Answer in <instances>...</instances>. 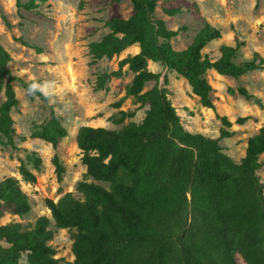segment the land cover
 <instances>
[{
    "label": "trees",
    "instance_id": "1",
    "mask_svg": "<svg viewBox=\"0 0 264 264\" xmlns=\"http://www.w3.org/2000/svg\"><path fill=\"white\" fill-rule=\"evenodd\" d=\"M51 0H17L18 10L38 12ZM123 0H115L120 4ZM133 15L105 23L108 33L89 44L91 65L112 61L138 46L137 55L118 62V69L98 74L95 88L106 89L112 79L134 75L125 97L114 107L121 109L133 98L138 110H145L140 123L131 122L119 130L85 126L79 129L76 145L86 169L76 192L57 202L46 199L51 216L34 224L10 222L0 226V264H63L50 245L55 238L51 224L67 231L72 239L71 264H264V183L258 172L264 168V127L247 143L244 158L235 162L224 153L221 141L233 138V124L221 116L214 104L213 86L207 75L214 71L240 80L264 72V57L256 52L251 60L236 63L242 42L222 45L220 57L212 60L204 50L222 39V32L206 23L193 42L176 51L173 41L186 31L169 30L156 17L159 0H130ZM169 17L180 9L165 10ZM23 46L42 50L22 42ZM11 55L0 44V148L19 152L18 143L28 139L50 144L54 151L68 137V130L50 109V119L35 125L29 137L19 136L13 112L19 108L14 88L29 83L11 74ZM149 63L184 79L204 109L215 113L222 128L217 139L188 132L170 100L168 76L150 70ZM125 68L128 70L125 71ZM148 84L154 86L145 91ZM238 93L263 109L262 100L245 88ZM32 99L48 103L40 93ZM137 110V111H138ZM136 117V111L120 112L110 121L119 126ZM253 117L239 118L245 125ZM19 175L25 184L35 185L43 160L37 152L19 159ZM57 182L62 185L66 167L56 153L52 159ZM21 181L6 177L0 181V220L6 215L27 218L33 211L30 196ZM102 184L109 185L105 188ZM62 194V187L59 188ZM190 196V199H189Z\"/></svg>",
    "mask_w": 264,
    "mask_h": 264
},
{
    "label": "rangeland",
    "instance_id": "2",
    "mask_svg": "<svg viewBox=\"0 0 264 264\" xmlns=\"http://www.w3.org/2000/svg\"><path fill=\"white\" fill-rule=\"evenodd\" d=\"M175 9H180L182 14L176 17L165 14V10ZM132 15L130 0H123L120 4L115 0H51L34 13L18 10L17 0H0V44L11 55L12 62L8 66L11 74L28 83L34 80L48 81L52 92L51 103H46L32 99L19 83L14 84L19 100V108L12 114L17 134L29 137L35 125H42L50 119L51 108L68 130V137L59 144L57 151L50 144L32 139L18 143L19 152L0 148V181L6 177L22 180L19 159H25L27 152H37L43 160V168L37 174L35 185L21 181V187L32 201V213L25 219L6 215L0 220V226L10 222L34 224L42 216L50 217L51 213L44 203L46 199L57 202L66 193L82 198L75 190L76 184L86 173L76 145L80 128L90 126L119 130L131 122L140 123L144 119L145 110H138L133 98H129L121 109L114 107L125 97L126 87L134 76L132 73L127 72L121 79H112L103 91L95 88L98 74L116 71L118 62L127 55L91 65L88 52L90 43L101 40L109 32L105 27L107 21L128 19ZM156 17L164 20L169 30L186 28L173 41L176 51L185 50L209 23L222 32V39L210 44L203 52L212 60L220 57L222 45L235 46L237 41L244 43V46L239 51L236 63L251 60L256 52L264 57V0H159ZM22 42L41 49L42 53L23 46ZM149 68L162 74L161 85L164 77L168 76L170 100L184 128L193 134L219 138L221 121L214 112L201 106L187 82L159 65L151 64ZM207 80L214 88L212 99L218 113L228 117L233 124L231 131L236 133L233 138L221 141L220 145L226 155L239 163L245 156L248 140L264 127V108H259L238 93L231 95L228 90L245 88L260 98L264 105V72L234 80L213 71L207 75ZM153 86L148 84L145 91ZM4 101L5 96L1 94L0 106ZM121 111H136V117L117 126L110 119L119 118ZM245 117H253L254 120L243 126L236 124L239 118ZM56 153L66 167L62 185L57 182L52 164ZM261 161L264 162V155ZM258 175L264 183V168ZM102 186L109 188L107 184ZM61 187L62 194L59 193ZM51 230L55 232V238L50 245L58 252L57 258L63 260V264H71L74 257L70 233L57 230L53 222Z\"/></svg>",
    "mask_w": 264,
    "mask_h": 264
},
{
    "label": "clouds",
    "instance_id": "3",
    "mask_svg": "<svg viewBox=\"0 0 264 264\" xmlns=\"http://www.w3.org/2000/svg\"><path fill=\"white\" fill-rule=\"evenodd\" d=\"M27 92L31 95H35L37 92H40L48 101H50V96L52 95L51 88H50V82L44 81H32L29 83Z\"/></svg>",
    "mask_w": 264,
    "mask_h": 264
},
{
    "label": "crops",
    "instance_id": "4",
    "mask_svg": "<svg viewBox=\"0 0 264 264\" xmlns=\"http://www.w3.org/2000/svg\"><path fill=\"white\" fill-rule=\"evenodd\" d=\"M131 49V48H130ZM139 51H140V49H139V47L138 46H134V48L132 47V49L131 50H127L126 52H124L121 56H123L124 54L125 55H127V56H129V55H132V56H134V55H137L138 53H139ZM127 56H125V58L127 57ZM124 57V56H123ZM124 59V58H123ZM156 65V64H153V63H149V65ZM213 72V71H212ZM134 77V76H133Z\"/></svg>",
    "mask_w": 264,
    "mask_h": 264
},
{
    "label": "water",
    "instance_id": "5",
    "mask_svg": "<svg viewBox=\"0 0 264 264\" xmlns=\"http://www.w3.org/2000/svg\"><path fill=\"white\" fill-rule=\"evenodd\" d=\"M189 199H190V196H189Z\"/></svg>",
    "mask_w": 264,
    "mask_h": 264
}]
</instances>
